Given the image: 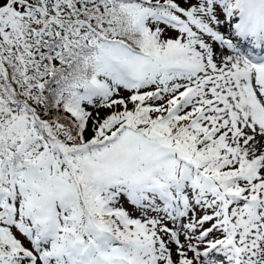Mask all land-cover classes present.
<instances>
[{"label":"snow or ice","instance_id":"obj_1","mask_svg":"<svg viewBox=\"0 0 264 264\" xmlns=\"http://www.w3.org/2000/svg\"><path fill=\"white\" fill-rule=\"evenodd\" d=\"M0 264H264V0H0Z\"/></svg>","mask_w":264,"mask_h":264}]
</instances>
